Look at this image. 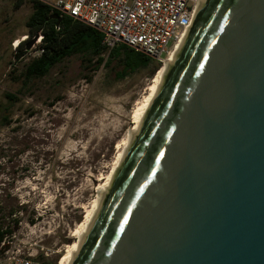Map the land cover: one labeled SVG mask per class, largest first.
<instances>
[{
    "label": "water",
    "instance_id": "1",
    "mask_svg": "<svg viewBox=\"0 0 264 264\" xmlns=\"http://www.w3.org/2000/svg\"><path fill=\"white\" fill-rule=\"evenodd\" d=\"M130 129L68 264H264V0H198Z\"/></svg>",
    "mask_w": 264,
    "mask_h": 264
},
{
    "label": "rangeland",
    "instance_id": "2",
    "mask_svg": "<svg viewBox=\"0 0 264 264\" xmlns=\"http://www.w3.org/2000/svg\"><path fill=\"white\" fill-rule=\"evenodd\" d=\"M16 1L0 0V222L18 219L14 244L60 264L135 126L137 101L165 61L118 78L110 50L99 65L98 57L74 54L25 84V64L39 45L15 55L33 11L32 0L18 8Z\"/></svg>",
    "mask_w": 264,
    "mask_h": 264
},
{
    "label": "built area",
    "instance_id": "3",
    "mask_svg": "<svg viewBox=\"0 0 264 264\" xmlns=\"http://www.w3.org/2000/svg\"><path fill=\"white\" fill-rule=\"evenodd\" d=\"M41 1L97 29L103 36V46L108 50L123 44L163 62L190 23L198 0ZM170 40L173 43L168 47ZM26 50L31 51L32 47ZM42 51L39 47L35 56ZM15 223L16 220L11 224L0 222V230L3 232L0 264H55L39 259L36 254H26L20 246L14 244L17 237Z\"/></svg>",
    "mask_w": 264,
    "mask_h": 264
},
{
    "label": "trees",
    "instance_id": "4",
    "mask_svg": "<svg viewBox=\"0 0 264 264\" xmlns=\"http://www.w3.org/2000/svg\"><path fill=\"white\" fill-rule=\"evenodd\" d=\"M25 1L17 0L15 7H20ZM32 2L33 11L26 22L30 29L26 41L28 42L30 37L37 33L42 34L39 47L43 51L40 55L32 57L26 62L23 70L25 84H28L32 79L44 77L55 65L74 54H91L98 57L97 65L103 63L102 54L108 49L102 44L103 36L101 32L73 16L63 14L44 1L32 0ZM53 14L62 16L59 24H57V19L50 17ZM27 42L18 44L15 53L17 58L24 54L23 47ZM109 57L116 58L119 61L121 70L116 74L118 78H124L140 69L148 68L154 60L147 54L123 44L111 49ZM5 95L10 100L16 101L19 99L13 93H6ZM2 120L4 125L11 124V120L7 115H3ZM1 209L0 207V211ZM21 209H23V206L20 207L19 211H22ZM17 223L18 219H16ZM7 229L10 230L9 227ZM2 237L3 232L0 230V241Z\"/></svg>",
    "mask_w": 264,
    "mask_h": 264
},
{
    "label": "bare ground",
    "instance_id": "5",
    "mask_svg": "<svg viewBox=\"0 0 264 264\" xmlns=\"http://www.w3.org/2000/svg\"><path fill=\"white\" fill-rule=\"evenodd\" d=\"M181 38V37H180ZM180 38L176 41V43L174 44V46L171 48L168 56L165 58V62L164 64L158 69V71L156 72V74L154 75V77L152 78V81L151 83L149 84V86L147 87V95L142 99V100H139L137 101V107H136V110L134 112V120L133 122L135 123V126L130 130V131H134L137 127V124L139 122V118H140V114L141 112L145 109V107L147 106L148 104V101L150 99V96L151 94L154 92V89L157 85V83L159 82L160 80V76H161V73L163 72L164 68L167 66L168 64V61L175 49V47L177 46V44L179 43V40ZM127 143V137L125 139V142H124V146L126 145ZM123 146V147H124ZM122 151V150H121ZM121 154V152H120ZM120 154L118 156V159L116 160L115 162V165L114 167L117 165L118 161H119V158H120ZM114 169V168H113ZM113 171V170H112ZM112 173V172H111ZM110 173V175H111ZM110 175L106 178L105 182H103L100 186H99V190L102 189L103 187H105L108 183V180H109V177ZM97 200H98V196L95 198L94 202H93V206L92 208L89 209L85 219L77 226L76 228V234L79 236L87 227L88 225V222L90 220V217H91V214L93 212V209L95 208L96 204H97ZM78 240V239H77ZM77 240L76 242L73 244V245H70L64 250V253H63V257H62V260L60 262V264H68L70 258H71V254L72 252L76 249L77 247Z\"/></svg>",
    "mask_w": 264,
    "mask_h": 264
}]
</instances>
